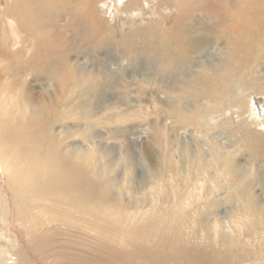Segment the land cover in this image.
Masks as SVG:
<instances>
[{
    "label": "bare ground",
    "instance_id": "obj_1",
    "mask_svg": "<svg viewBox=\"0 0 264 264\" xmlns=\"http://www.w3.org/2000/svg\"><path fill=\"white\" fill-rule=\"evenodd\" d=\"M71 1L78 2L81 10L76 7V12L75 4H70L71 10L74 9L72 16L84 21L86 30L94 29L91 34H102L97 47L108 46L112 41L104 35L106 30L112 34L123 61L150 53L155 59L158 77H181L177 87L167 85L173 102L170 107L179 117L178 123L187 124L188 116L193 117L192 112L203 108L198 106V97L204 96L215 106L226 97L230 105L235 102L241 109L240 118L246 127L264 124L261 119H255V115L260 118L264 112L259 101L255 100L256 108H252L250 102L245 105L243 100L256 88L264 96L261 87L264 85V0H165L180 7L181 14L187 16L184 23L179 17L175 27L168 30L162 29L165 26L161 27V24L155 26L152 23V26L140 23L134 29L128 28L119 17L121 13L116 20L122 23L120 27H106L103 22L108 20L90 10L95 0ZM142 1L129 0V4L137 6ZM130 7L127 9L131 13L136 11ZM27 10L28 6H22L20 10L18 6L12 8L6 3L4 17L0 18V26L7 28L9 34L2 31L3 35H0V264H264L254 256L259 252L258 235L261 232L264 235L263 196L254 193L252 198L240 203L236 211L232 208L234 213L248 212L237 216L238 219L227 213L222 216L218 211L216 217L211 218L215 214L212 212L204 219V207L210 202L215 205L221 185L212 183L206 188L204 181L199 179L190 194H170L166 179L155 164L156 160L162 161L168 151L163 139L167 133L162 127H153L151 138L141 150L140 158L148 164L149 175L143 182L137 181V177H127L128 174L117 181L106 177L109 169L103 167L101 171H95L92 168L93 149L83 150L77 143L68 142L78 131L76 125L62 122L72 119L71 114L85 119L93 116L86 110L89 106L86 98L96 96L99 90L96 86L101 85L98 83L99 72L88 70L84 62L76 63L71 56L58 62L44 55L46 60H51L47 62L41 52L36 55V40L31 38L33 44L29 46L21 37L22 29L28 28L31 22L27 18L26 23L24 18L21 20L22 13ZM196 10L200 20L194 25L191 16H197ZM189 18L198 31L192 40L187 35L190 34ZM206 18L213 24L210 27L214 29L212 34L198 30ZM138 39H143L145 44L138 47ZM22 49L32 57L21 61ZM134 49L139 52L137 55L132 54ZM198 56L204 59L199 65ZM195 63L198 71L182 77V67L190 64L194 68ZM27 64L32 73L26 72ZM254 71L260 86L253 82ZM31 74H35V81L27 82ZM45 77L49 79V85H57L52 92H44L45 80L42 78ZM79 85L81 89H78ZM186 95L195 98L189 110L178 105ZM119 106L123 113H126L124 107L126 111L131 109L125 102ZM247 112L248 116L243 117ZM209 117L210 124L215 123L213 114ZM262 135L264 137V132ZM117 136L121 135L116 133ZM245 137L239 136L238 145L247 142ZM161 141L165 151H155V145L159 146ZM210 141L203 142L202 146H206L203 153L209 157L207 163L211 166L217 163V158L235 153L230 150L228 141L214 138ZM151 148L154 166L150 161ZM240 168L236 166L230 174L240 172ZM205 176L209 177V173ZM125 192L130 196L127 202L123 196ZM257 198L261 200L257 201ZM203 200L207 203L202 204ZM257 216L259 221L252 224L250 220ZM85 249L94 255L90 257L92 260L62 263Z\"/></svg>",
    "mask_w": 264,
    "mask_h": 264
},
{
    "label": "rangeland",
    "instance_id": "obj_2",
    "mask_svg": "<svg viewBox=\"0 0 264 264\" xmlns=\"http://www.w3.org/2000/svg\"><path fill=\"white\" fill-rule=\"evenodd\" d=\"M14 1L15 0H0V18L4 17V5L6 3L9 4L10 7L12 6V8H14V6H18L20 10L22 6H24V8L28 6V10L22 13L21 20L24 18L23 22L25 21L26 23L27 18L31 20V22L29 23L28 28H25L24 30L22 29L23 35L21 32L20 34L22 35V40L26 43V45L31 46L33 44L32 39L34 38L36 40L35 47L38 49L35 51L36 55L37 52H41L43 57L44 55L47 56V58L50 56L52 59L54 58L55 60H59L58 62H60V59L62 61L65 57L71 56L73 60H76V63L84 62V66L87 67L88 70L99 72L98 83L101 82V85L96 86L99 90L96 92V96L94 98L91 96L86 98L89 100L86 102L89 105L86 110L87 112L89 111L88 113H92L93 116L91 114V118L89 117V119H85L83 116L78 115L76 117L71 114L72 119H66L62 122L63 124L68 122L70 125H76L78 131L68 139V142L77 143L83 148V150L90 148L92 151L93 149L92 153L95 155V161L92 168L95 169V171H101L103 167L106 168L107 171L109 169L110 176L107 175L106 177L114 178L117 181L124 176L126 177L127 174V177L129 178L137 177V181L146 180L149 176L147 171L148 164L146 165L145 160L140 158L141 150L148 142V139L151 138L154 131L153 127L158 125V127H162V129H164L167 133V136H163V139L167 142L168 147L166 149H168V151L166 152L162 148V146H164L162 141L159 142V146L157 144L155 145V151H160L161 149V152L165 151V154L163 153L164 159L162 160L164 162L157 160L156 163L154 162L155 160L153 159L152 148L150 151L152 154L150 155L152 156L150 161L153 166L155 163L157 168L160 169L163 178L166 179L165 181L168 186L167 191L170 194L171 192L178 193L182 196L190 194V190H192L193 186L199 182V179H201V182L204 181V187L206 188L212 183H220L221 185L219 192L220 197H216L215 199L217 204L215 203L214 205L210 202L204 207V213L202 215L204 219L207 214H211L212 212H215V214H213L211 218L216 217L217 211L219 214L221 212L222 216H224L225 213L234 216V218L237 216H243L245 213L248 214V212L243 210L240 213H234L231 209L233 208L236 211L238 205L242 202H246L247 198H252L254 193L255 195L261 194L264 198V142L260 144L258 143L260 140L264 139V137H262L264 124H250L246 127L244 120L240 118L241 109L238 108L237 104H234L235 102L230 105V101L226 97L221 100V104L215 106L211 104L208 97L204 96L201 98L198 97V106L202 105L201 107L203 108H201L200 111L192 112L193 117L188 116L189 118L187 124H184V122L178 123V121H180L179 117L173 113L170 107L173 102L169 98L171 95L168 94V86L174 84L177 87L179 84L178 79L181 77L177 75H173L172 79L171 77L170 79L163 76L158 77L159 74L156 71V62L150 53L142 54L134 59L130 57L129 61H123L116 48V43L114 39H112V34H108L106 30H104V35H107V37L112 41L108 44V46H105L106 48L101 46L97 47V43L101 42L99 37H101L102 34H98L97 32L91 34L94 29L86 30V23L79 20L77 17L75 19L74 14L72 16L71 13L74 9H76V12L78 11L77 8L80 10V4L76 1L75 2L77 4L71 0H18L19 2L17 1L16 4L13 3ZM21 2L23 4H21ZM90 2L92 3V1ZM117 2L119 3L117 4ZM165 2V0H143L140 5L134 6L130 5L131 3L129 4V0H115V2L113 0H95L92 4L93 7H91L90 10L95 12V14L103 20H108L107 22H103V26L105 25L106 27H113L115 29L120 27L122 23L116 20H118L117 16L121 13L119 17L124 19L123 22L127 23L128 28L130 27L131 29H134L136 25L140 23H152L155 26H159V24H161V27L165 26V28L162 29L168 30V28L175 27L179 17L180 21L183 22L185 20L184 17L186 18L187 16L181 14L180 7H175L174 4L172 5L171 3ZM24 3L26 4L24 5ZM73 3L75 4L74 9L71 10L70 4ZM128 6H131L130 9L134 8L136 11L131 13V11L127 9ZM123 10L125 11V14L122 13ZM67 14H70V16ZM195 15L197 16H191V19L193 20L194 25H197L200 20L199 11L196 10ZM16 17H18V15ZM189 20L188 33H192V36L190 34L187 35L190 36L189 38L192 40L193 37L195 38L194 33L198 31L192 26L193 24L191 20ZM44 21H46V23ZM90 21L91 20L87 21V26H89L88 24ZM205 21V24H203L198 30L202 29L203 34H212L214 29L210 28L213 25L211 20L206 18ZM0 29V35H3L2 31L8 34L7 28L4 29L3 26H0ZM90 34L94 37V39L91 38ZM138 41V47L145 44L143 39H138ZM95 46L97 48H94ZM20 52L21 61L28 59V56L32 57L31 54H27L25 49H22ZM136 53L138 54L139 52L134 49L132 54ZM25 56L27 57L25 58ZM200 57L201 56H198V60H196L198 65L204 61V59ZM44 59L46 60V57H44ZM46 61L51 62V60ZM197 64L194 68H192L193 66L190 64L184 65L181 69L183 74L182 77H185V75H188L189 77L191 73L194 75V72L198 71ZM28 68L27 64L26 72L32 73L30 68ZM262 68H264V66H262ZM3 70L5 71V69ZM34 75L31 74V76H29L30 80H27V82L35 81V79H33ZM256 76L255 72L252 77L253 82H258V86H260V81H257ZM42 80H45V93L52 92L54 87L57 88V85L52 86L48 84V78L45 77V79L42 78ZM89 81L96 82V80H88L87 82ZM261 87L264 88V85ZM81 88L82 87L79 85L78 89ZM14 89L17 90L16 88ZM259 92L260 90L258 88L255 90L253 89L248 93L249 97L246 96L244 98L243 96V100L245 101V105L250 102L252 108H256L255 100H258L260 107H262L264 111V96ZM12 93L14 94L13 91ZM74 94L78 96V93L74 92ZM76 95H74V97H77ZM194 99L195 98L193 96L190 97V95H186V97L180 101L178 105L182 108L188 107L189 110L190 106L193 105ZM64 101L65 100H63V102ZM122 102H125V104L130 106V111H126L125 107L122 106V108L124 107L123 111L126 113L122 112L121 107L119 106ZM192 110L195 109L193 108ZM209 114H213L215 119V123H211L212 125L209 122ZM246 116H248V112L247 115L245 114L243 117ZM256 118L261 119L262 122H264V112L260 118L258 115H255V119ZM249 121H251V119H249L248 122ZM245 130L247 132L243 134V131ZM256 130L257 132H255ZM116 133L121 136L116 137ZM250 133L252 134L250 135ZM184 134L190 138H186ZM241 134L247 136L245 137L247 142L238 145L237 139ZM210 138H214L216 141H228L231 144L230 150L232 153H235H233V155L226 156L223 154L224 157L217 158V161L215 160L217 163L211 166V164L207 163L209 157L206 156V153H203L206 146H202L203 142L209 143ZM210 142L212 145V141ZM259 149L260 151L261 149L263 150L261 152L257 151ZM255 151L258 156L257 154H254L256 153ZM236 166H239V168L241 167V171L230 174V170L234 169ZM208 173L209 177L207 176L206 178L205 175ZM141 177L145 178L142 179ZM124 194V200L128 201L130 198L129 194L127 192ZM258 200L261 199L257 198V201ZM205 202L206 201L203 200L202 204H205ZM226 208H229L227 212ZM258 217L259 216H257V218L253 217L250 222H258ZM244 220L247 221L248 218L245 217ZM262 237H264V235L261 232V234L258 235L259 252H256L254 256L264 261V238ZM91 256L94 255L88 253L85 249L80 253L72 255L70 260L62 263H71V261H88L92 260L90 258Z\"/></svg>",
    "mask_w": 264,
    "mask_h": 264
}]
</instances>
